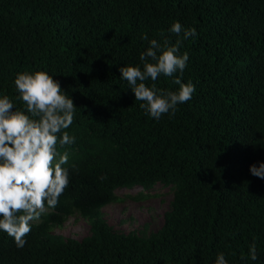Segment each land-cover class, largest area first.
I'll list each match as a JSON object with an SVG mask.
<instances>
[{"label":"trees","instance_id":"trees-1","mask_svg":"<svg viewBox=\"0 0 264 264\" xmlns=\"http://www.w3.org/2000/svg\"><path fill=\"white\" fill-rule=\"evenodd\" d=\"M176 22L196 30L178 53L188 54L187 67L175 74L195 92L156 120L119 69L143 70L153 39H183L169 31ZM37 71L76 106L66 130L75 142L57 144L68 153L69 184L30 222L22 249L0 230V264H216L220 253L227 264H264V180L250 173L264 163V0H0V98L13 111L26 107L17 74ZM173 79L145 83L176 92ZM158 184L173 199L157 230L108 222L104 209L123 201L118 190ZM144 192L139 200L151 196ZM71 216L88 223V236L55 232Z\"/></svg>","mask_w":264,"mask_h":264},{"label":"clouds","instance_id":"clouds-1","mask_svg":"<svg viewBox=\"0 0 264 264\" xmlns=\"http://www.w3.org/2000/svg\"><path fill=\"white\" fill-rule=\"evenodd\" d=\"M169 31L177 37L183 31V39L178 38L171 46L168 41L161 46L153 39L139 57L143 70L139 66L119 69L135 100L142 102L140 108L156 120L169 113L174 116L177 106L190 101L195 92L191 82L182 83L175 74L182 76L187 67L188 54L178 53L183 40L195 37L196 30H182L176 22ZM161 75L174 78L179 90L157 89L155 83L146 85L149 78L155 82ZM14 84L16 99L26 107L24 111H13L10 98H0V230L22 249L31 232L30 222L39 221L48 208H55L68 187L69 173L62 167L68 153L59 154L57 144L63 147L75 142L66 130L74 122L76 106L60 83L45 71L18 73ZM250 173L264 180V163L252 165ZM249 256L253 261L258 259L255 243L250 246ZM216 264H227L223 253L218 254Z\"/></svg>","mask_w":264,"mask_h":264},{"label":"rangeland","instance_id":"rangeland-1","mask_svg":"<svg viewBox=\"0 0 264 264\" xmlns=\"http://www.w3.org/2000/svg\"><path fill=\"white\" fill-rule=\"evenodd\" d=\"M142 192L144 190L141 187L117 191L118 197L123 201L104 209L106 219L114 228L130 232L133 229L143 230L147 224L150 230H157L162 225L164 214L173 199L171 189L158 184L154 190L144 192L145 195H151L149 198L139 200ZM55 232L66 238L81 240L89 235L90 228L85 220L78 216H71L63 228Z\"/></svg>","mask_w":264,"mask_h":264}]
</instances>
